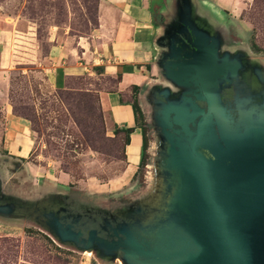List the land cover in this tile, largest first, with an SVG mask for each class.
<instances>
[{
	"label": "rangeland",
	"instance_id": "obj_1",
	"mask_svg": "<svg viewBox=\"0 0 264 264\" xmlns=\"http://www.w3.org/2000/svg\"><path fill=\"white\" fill-rule=\"evenodd\" d=\"M94 7L85 0H0V13L14 24L17 56L6 105L29 120L32 130L23 160H8L0 146V203L16 205L13 215H0V264H126L119 255L96 247L84 250L60 243L39 216H30L41 210L47 216L62 209L64 219L81 212L102 213L104 222L116 219L145 235L167 219L171 188L159 160L163 147L154 123L159 99L150 106L147 97L139 99L146 110L139 112V120L147 147L142 159L128 149V160L134 158L139 166L128 177L125 137L107 131L96 92L104 80L79 77L70 89L59 90L42 72L50 32L70 26L83 32ZM192 15L195 26L216 36L231 56L245 53L246 71L219 96L229 110L247 105L259 87L250 71L257 65L264 73V0H197ZM3 122L0 104V132Z\"/></svg>",
	"mask_w": 264,
	"mask_h": 264
},
{
	"label": "water",
	"instance_id": "obj_2",
	"mask_svg": "<svg viewBox=\"0 0 264 264\" xmlns=\"http://www.w3.org/2000/svg\"><path fill=\"white\" fill-rule=\"evenodd\" d=\"M196 5L178 0L179 23L159 56V78L143 93L149 106L156 92L163 98L154 123L171 188L165 223L150 235L120 224L126 237L109 242L95 230L81 239L62 209L30 215L60 243L115 257L120 249L126 264H264V73L254 66L256 94L229 110L219 93L239 82L245 53L231 56L196 27ZM15 210L13 202L0 203L1 216Z\"/></svg>",
	"mask_w": 264,
	"mask_h": 264
},
{
	"label": "crops",
	"instance_id": "obj_3",
	"mask_svg": "<svg viewBox=\"0 0 264 264\" xmlns=\"http://www.w3.org/2000/svg\"><path fill=\"white\" fill-rule=\"evenodd\" d=\"M85 1L95 3L85 30L70 26L50 32L41 69L56 89L67 88L79 77L104 80L96 92L107 131L131 128L124 155L125 174L132 177L139 166L134 158L128 160V149L142 159L144 139L143 124L133 102L144 113L139 99L159 78V56L179 23L178 0ZM14 40V24L0 13V104L4 117L0 146L8 160L20 161L30 151L32 130L29 120L6 105L9 75L17 57Z\"/></svg>",
	"mask_w": 264,
	"mask_h": 264
},
{
	"label": "flooded vegetation",
	"instance_id": "obj_4",
	"mask_svg": "<svg viewBox=\"0 0 264 264\" xmlns=\"http://www.w3.org/2000/svg\"><path fill=\"white\" fill-rule=\"evenodd\" d=\"M187 33V32H186ZM156 96V95H155ZM159 100L163 98L161 96L156 97ZM104 214L102 213H85L77 214L75 219L68 216L63 221L72 225L75 231H80L82 239H88L89 231L95 230L94 236L107 241H118L124 239L126 236L120 231L119 220L109 219L108 222L103 221ZM117 255H121L120 249L116 252Z\"/></svg>",
	"mask_w": 264,
	"mask_h": 264
},
{
	"label": "trees",
	"instance_id": "obj_5",
	"mask_svg": "<svg viewBox=\"0 0 264 264\" xmlns=\"http://www.w3.org/2000/svg\"><path fill=\"white\" fill-rule=\"evenodd\" d=\"M99 87H100V86H99ZM99 87H98V88H99ZM70 88H71V85H69V86H68L67 88H65V89H59V90H66V89H70ZM98 88H96V90H98ZM133 108H134L135 112H137V114H139L140 109H139L138 104H137L136 101L133 102ZM14 113H15V112H14ZM15 114H16V113H15ZM16 115H18V114H16ZM18 116H20V115H18ZM143 131H144V130H143ZM115 132H116L117 135H121V134L123 133V135H124V137H125V145H126V144L128 143V141H129L128 134L131 132V128H126V129L124 128V129H121V130L116 129ZM146 147H147V141H146L145 133H144V139H143V153H144Z\"/></svg>",
	"mask_w": 264,
	"mask_h": 264
}]
</instances>
